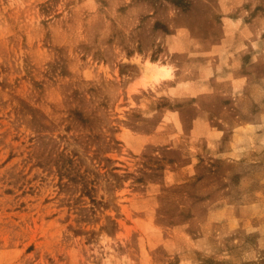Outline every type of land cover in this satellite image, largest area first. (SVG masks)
<instances>
[{
  "label": "rangeland",
  "instance_id": "374dc122",
  "mask_svg": "<svg viewBox=\"0 0 264 264\" xmlns=\"http://www.w3.org/2000/svg\"><path fill=\"white\" fill-rule=\"evenodd\" d=\"M0 264H264V0H0Z\"/></svg>",
  "mask_w": 264,
  "mask_h": 264
},
{
  "label": "bare ground",
  "instance_id": "6f19581e",
  "mask_svg": "<svg viewBox=\"0 0 264 264\" xmlns=\"http://www.w3.org/2000/svg\"><path fill=\"white\" fill-rule=\"evenodd\" d=\"M146 62H147V61H146ZM148 62H149V61H148ZM143 65H144V64H143ZM143 65H142V66H143ZM161 65H162V64H161ZM162 66H163V65H162ZM165 66H166V65H165ZM167 66H168V64H167ZM157 67H158V66H157ZM161 68H164V67H161ZM169 68H172V67H169ZM167 69H168V68H167ZM159 71H161V70H159ZM169 71H171V70H169ZM162 72H163V71H162ZM155 73H156V72H155ZM153 74H154V73H153ZM170 74H171V73H170ZM154 75H155V74H154ZM160 75H161V73H160ZM168 75H169V74H168ZM157 76H158V75H157ZM157 76H155V77L157 78ZM161 76H162V75H161ZM163 76H164V75H163ZM163 76H162V77H163ZM156 78H155V79H156ZM155 79H154V80H155ZM151 80H152V79H151Z\"/></svg>",
  "mask_w": 264,
  "mask_h": 264
}]
</instances>
